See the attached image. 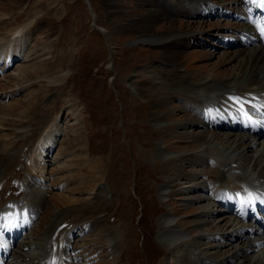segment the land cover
Masks as SVG:
<instances>
[{
    "label": "rangeland",
    "instance_id": "obj_1",
    "mask_svg": "<svg viewBox=\"0 0 264 264\" xmlns=\"http://www.w3.org/2000/svg\"><path fill=\"white\" fill-rule=\"evenodd\" d=\"M207 1L225 5V11L216 7L220 11L206 18L207 14L195 13L199 11L195 0H0V69L5 68L4 62L12 64L11 54L18 57L24 51L29 55L25 60L17 58L0 74V117L14 119L11 124L6 121L0 125V212L14 198L20 202L38 199L33 205L39 211L31 227L33 235H40L51 222L60 224L61 231L73 229L78 217L83 216L82 228L77 230L81 233L78 245L82 248V264H176L173 255L168 256L156 240L158 219L169 209L178 228L195 235L198 226L194 222L201 210L194 204L186 209L182 206L185 198L178 191L180 181L171 183L160 200L159 187L167 184V173L163 171L166 164L161 160L159 144L177 155L196 152L197 148L181 137L182 130L178 135L174 127L158 130L154 122L162 121L165 111L177 107L201 114L214 111V117L225 111L219 105L202 113L194 100L177 97L187 96V91L195 90L206 77L222 79L230 75L236 62L229 63L227 53H232L234 45H224L221 39L225 34L239 35L245 26L236 33L233 26L239 19L233 16L249 13L246 0H236V6L233 0L201 2ZM161 14L165 19L157 20ZM167 32L190 36L184 53L176 51L172 39L167 46L132 45L148 36L160 40ZM199 36L204 37V44L197 43ZM213 37L225 51L216 47ZM205 43L215 45V52ZM250 67L252 70L254 65L250 63ZM63 73L67 75L61 77ZM163 79L168 82V93L158 96L154 83ZM161 97L168 98L169 106L158 109L155 105ZM231 99L227 101L235 104ZM183 121L184 115L178 113L166 119L171 125ZM17 127H27L29 134L14 137L11 129ZM50 127L56 128L51 140L54 146L57 140V146L45 159L48 162L60 149L57 162L62 170L74 173L67 182L53 180L64 173L49 163L29 176L37 170L32 152H36L37 142H43ZM221 135L216 138L222 140ZM213 159L209 157L208 163ZM65 160L69 163L64 164ZM95 162L99 166L90 167ZM188 166H184L186 171ZM166 167L171 171L176 166ZM35 181L47 190L32 187ZM203 181L210 189L217 178L209 175ZM56 212L63 221L52 218ZM101 213L105 214L101 220L86 221ZM208 218L203 227L209 236L205 247L215 245L216 234L240 225L235 217L223 222ZM105 231L113 234L120 245L118 259L107 257ZM229 248L219 253L224 255ZM12 256L14 263H24L21 256Z\"/></svg>",
    "mask_w": 264,
    "mask_h": 264
},
{
    "label": "bare ground",
    "instance_id": "obj_2",
    "mask_svg": "<svg viewBox=\"0 0 264 264\" xmlns=\"http://www.w3.org/2000/svg\"><path fill=\"white\" fill-rule=\"evenodd\" d=\"M195 1L199 10L195 12L197 14L199 13L204 16V14H208L210 11H214V13L220 11L219 9H215L220 6L208 3L207 5L205 2H201L202 0ZM232 4L236 6V0H233ZM244 4L248 5L247 13H249L246 15L238 14L233 17L244 21L245 29L239 32L237 36L232 37L225 34L221 39L224 45L227 43L228 45H234L230 48L234 52H226L229 56V63L236 62L230 68V75L226 78L222 77V79L206 77L197 83L195 90H188L187 96L177 98L179 100H194L195 104L201 106L202 113L208 111L210 108L221 105L225 109L222 113H225V118L228 121L230 117L239 116L242 120L248 122L250 128H253V134L245 133V130L239 126L235 128L225 127V133L221 135L222 140H219L216 137L220 134L212 133L204 128L202 117L205 114L183 107L165 111L166 114L164 113L163 120L154 122L155 128H158V130L164 127L168 129L174 127L176 135H178L179 130H182L184 134L181 137L195 144L197 148L196 152L179 153L177 155L173 152H166L162 144H159L161 160L166 164L163 171L167 173V184L159 187L158 196L160 200H163L164 196L169 192V185L171 183L180 181L178 191L180 194H184L185 198L182 206L186 209L190 205L192 207L194 204V206L198 205L201 210L194 222L198 226V232L195 235L185 230H180L176 224V219L169 212V209L167 211L165 209V214H162L158 219L160 229L156 240L166 250L168 256L173 255L171 257L174 258L176 264H264V230L258 228L254 222L255 217H250V211L248 210L249 207H252V209L257 211L258 218L264 220V217L258 210V206L264 204V0H246ZM171 11L173 13V10ZM160 19H165L162 14L160 17H157V20ZM19 34L20 32L17 35ZM189 37V35L182 36L167 32L160 40L148 36L132 42V45L165 46L172 39V42L175 40L173 46H176V51L184 53L186 50L185 41ZM24 47L25 43L23 42V50ZM23 52L18 57L11 54L9 58H11V61H15L20 57L23 60L28 59V53ZM250 63L254 65L252 70V67L249 68ZM258 63H261L260 67H257ZM247 67L248 71L245 70ZM66 75L67 73H63L61 77ZM154 85L157 90L156 95H167L168 82L165 79L155 82ZM240 96H245V98ZM229 97L234 98L236 103H229V100L227 101ZM165 105L169 106V100L166 97H161V100L157 102L155 107L159 109L165 107ZM248 107L252 111H249ZM177 113L183 114L185 121L173 125L166 122V119L176 116ZM219 115L218 113L217 117L213 115L214 123L220 121ZM13 121V118L0 117V125L5 122L6 124H11ZM53 129L56 128L50 127L45 133V139L42 143L37 142L36 152H32V159L35 162L37 170H32L29 176L32 177L36 171H42L40 169L48 166L46 164L49 163L51 164L49 166H55L59 173H64L53 180L56 182L60 180L67 182L74 173L69 170H62L63 167L57 162L60 149L57 151L55 157L54 153L51 155L48 162L45 159L49 157V150H53L54 148L53 140H51L52 133H54ZM28 134L29 130L27 127L11 129V135L16 138H24ZM69 157L66 156V158ZM209 157L214 158L211 164L208 163ZM248 160H250V163H247ZM67 163H69V160H65L64 164ZM95 163L90 165V167L99 166L98 163ZM171 164H174L176 167L174 169L170 168V171L166 166ZM204 164H206L204 166L205 169L202 168ZM184 166H188L190 169L187 168L188 170L186 171ZM195 174L197 177L194 176ZM209 175H214L217 178V181L210 189L204 183L205 180L203 181V178L206 179ZM2 179L0 176V181ZM43 181L45 183L46 180ZM99 188L103 189L101 183ZM87 199L89 201V198ZM99 199L102 200L103 198L99 197ZM37 200L20 202L19 200L12 199L9 202V206H4L1 209L3 211L0 212V264H17L13 262V254L21 256L23 258L22 261L26 264H82L80 261L82 248L78 245L80 232H77V230L80 226L82 228L80 221L85 218L79 216L78 225L66 231L59 229L60 224L51 222L44 226L43 232L40 235H33L30 231L34 230L31 227L36 224V216L33 217L31 211H33V205L36 204ZM237 204L246 206V211L242 217L235 216L232 212L231 208ZM26 206L29 207L28 210H26ZM217 208L220 209L218 210ZM208 216L213 218V221L218 222L225 221L227 217H235V222L240 223V225L236 226L235 229H228L226 233L224 230L222 233L216 234V237H214L215 245L205 247L204 242L209 236L205 235L203 227L206 226L205 223L209 222ZM104 217L105 214L101 213L87 218L86 221L94 223ZM52 218L57 221H63V217L58 212ZM225 223L224 225L227 224ZM229 232L232 234H229ZM59 233L60 235H58ZM107 233L108 231H105L103 234V237L107 240L106 251L109 253L107 257L112 256L116 258L118 256L116 258L118 259L119 251L117 248L120 245H117L118 242L113 234L110 236ZM16 242L17 245H15ZM229 247H231V250ZM223 248H229L230 251H224V253H227L223 255L219 253V250ZM206 250H211V252L205 253Z\"/></svg>",
    "mask_w": 264,
    "mask_h": 264
}]
</instances>
